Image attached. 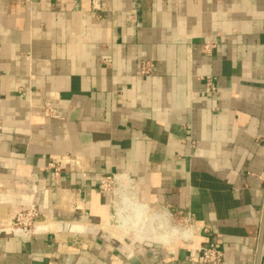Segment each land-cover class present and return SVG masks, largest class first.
<instances>
[{"label": "crops", "instance_id": "crops-1", "mask_svg": "<svg viewBox=\"0 0 264 264\" xmlns=\"http://www.w3.org/2000/svg\"><path fill=\"white\" fill-rule=\"evenodd\" d=\"M61 156L82 169L53 178ZM109 173L138 185L135 200L119 195L121 225L99 188ZM30 204L49 217L29 235L1 232L0 264H198L209 243L222 264H257L264 0H0V228ZM142 206L191 213V237L148 236ZM261 245L264 264V234Z\"/></svg>", "mask_w": 264, "mask_h": 264}, {"label": "built area", "instance_id": "built-area-1", "mask_svg": "<svg viewBox=\"0 0 264 264\" xmlns=\"http://www.w3.org/2000/svg\"><path fill=\"white\" fill-rule=\"evenodd\" d=\"M54 0H39L43 4H50ZM215 47V42H210L205 45L204 50L206 53H210ZM152 63L148 60L143 61L141 65V71L144 74H149L152 71ZM205 80L206 91L213 93L216 91V85L211 75L203 77ZM45 114L50 117H58L55 108L50 104L45 106ZM47 167L50 169L51 176L53 178L58 177L64 170H73L75 168H81V160L79 157L61 156L57 158H51ZM99 188L103 191H107L112 196V204L116 211L115 206V194L116 191H124L126 194L136 197L138 194V185L135 179L126 173H109L103 174L100 177ZM175 210V209H172ZM170 210V212H172ZM168 213V216L171 213ZM175 212L185 218L187 223L192 222V214L183 210H175ZM49 217L48 212L43 211L36 204H30L24 207H20L16 210L13 218L10 222L0 228V233L16 234V235H29L33 233L37 228V223L42 219ZM224 254L214 243H209L204 246H197L192 256V262L198 264H222Z\"/></svg>", "mask_w": 264, "mask_h": 264}, {"label": "rangeland", "instance_id": "rangeland-1", "mask_svg": "<svg viewBox=\"0 0 264 264\" xmlns=\"http://www.w3.org/2000/svg\"><path fill=\"white\" fill-rule=\"evenodd\" d=\"M119 200H120L118 202L119 204H121V205L124 204V198L123 197H120ZM144 209H143V206H142L141 211H139L140 214L142 212V215H141V225H142V227L141 228L145 227L146 224H148L145 227L146 230L148 231V236H155V237L156 236H161V235L164 236L166 234V232H171V234L172 233L176 234V235H172L171 236L172 238H173V236H177V237L173 238V241L175 240V238H179V239H182V240H184V239L188 240L191 237L193 224H192V222L191 223L190 222L187 223L185 218H183L181 215L177 214L175 212V210H178V209L171 208V210L172 209H175V210H172V212L169 211L171 213L170 216H168V213H165V212H163L161 210H149L148 214H145L146 211ZM114 211H115V209H114ZM159 215H161V216L165 215L167 220H166V218H163V217H161L162 218L161 220L158 219V218H160ZM116 216H117V214H116ZM157 216H158V218H157ZM117 218L120 220L119 225H121L122 223H121L120 217L117 216ZM10 220H8V221L10 222ZM43 220H46V219H42L41 221H43ZM154 228H155V230L153 232ZM185 229L188 230V235H187V237L184 238V237H182V235H183V231H185Z\"/></svg>", "mask_w": 264, "mask_h": 264}, {"label": "bare ground", "instance_id": "bare-ground-1", "mask_svg": "<svg viewBox=\"0 0 264 264\" xmlns=\"http://www.w3.org/2000/svg\"><path fill=\"white\" fill-rule=\"evenodd\" d=\"M121 192L122 191H117L116 192V194H115V206H116V214H117V210H118V202L120 201L119 200V195L121 194ZM125 194H126V192H124ZM127 196H129V197H131V199H133V200H135L132 196H130V195H128V194H126ZM137 210V209H136ZM132 213V211L131 210H126L125 212H124V217H126L127 215H131V213ZM134 216V215H133ZM158 217V216H157ZM136 218V217H135ZM120 219H122V218H120ZM134 219V218H133ZM137 220H140V219H137ZM167 220V219H166ZM153 221V220H152ZM130 222V221H129ZM141 222V221H140ZM139 222L138 221H134L133 223H131V224H133V227H135V228H137V225H139L138 224ZM129 224V223H128ZM122 225V226H120L119 227V233L117 232V234H119V235H128L129 234V230H130V227H129V225ZM63 225V223L61 222V223H51V225L49 226V228L51 229H54V228H56V227H61ZM152 228V227H151ZM118 230V229H117ZM152 231V230H151ZM185 231H188V230H186L185 229ZM136 232V235H135V237H133L134 238V240H136V239H138V240H142L143 238H146L143 234L144 233H140L139 231H138V228H137V230L135 231ZM153 233V232H152ZM148 234V233H147ZM182 237H187V236H183L182 235ZM153 239V238H152Z\"/></svg>", "mask_w": 264, "mask_h": 264}, {"label": "water", "instance_id": "water-1", "mask_svg": "<svg viewBox=\"0 0 264 264\" xmlns=\"http://www.w3.org/2000/svg\"><path fill=\"white\" fill-rule=\"evenodd\" d=\"M263 234H264V218L262 222V227H261V232H260V240H259V248H258V256H257V264L260 262V256H261V248H262V239H263Z\"/></svg>", "mask_w": 264, "mask_h": 264}]
</instances>
